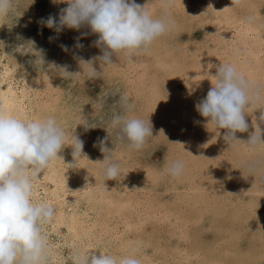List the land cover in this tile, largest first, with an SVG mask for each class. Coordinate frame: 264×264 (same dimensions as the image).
<instances>
[{
  "label": "bare ground",
  "instance_id": "obj_1",
  "mask_svg": "<svg viewBox=\"0 0 264 264\" xmlns=\"http://www.w3.org/2000/svg\"><path fill=\"white\" fill-rule=\"evenodd\" d=\"M135 2L147 4L154 16L162 12L158 0ZM33 5L23 12L14 3L0 17V46H11L0 53V107L27 120L54 117L69 136L84 141L76 162L65 145L33 182V199L55 209L42 227L50 264H72L75 249L118 259L135 249L140 264H264V172L251 176L241 165L264 152V145L257 153L230 147L225 130L207 125L195 108L220 64H234L264 87V0H245L239 7L232 0H176L170 9L174 30L135 63L116 56L113 65L94 62L100 83L93 91L74 54L85 60L100 55L93 44L97 35L86 27L44 31L41 18L58 17L67 4L48 0L43 12ZM191 25L200 27L201 39L186 31ZM16 35L27 37L12 42ZM78 37L82 49L74 47ZM53 64L67 65L75 75L64 77ZM122 98L131 115L152 125L156 139L142 151L120 147L108 126L114 115L125 113ZM261 108L264 102L246 114L249 131L237 133L239 138L255 131ZM98 137H107L120 164L115 180L103 179L105 155L94 147ZM176 159L184 162L183 175L162 177L160 171Z\"/></svg>",
  "mask_w": 264,
  "mask_h": 264
},
{
  "label": "clouds",
  "instance_id": "obj_2",
  "mask_svg": "<svg viewBox=\"0 0 264 264\" xmlns=\"http://www.w3.org/2000/svg\"><path fill=\"white\" fill-rule=\"evenodd\" d=\"M63 2L67 7L60 9L58 17L49 15L41 18L39 23L56 33L65 28L79 31L86 27L91 34L97 35L93 44L100 49V55L85 60L74 54L81 65V74L89 78L99 74L93 66L94 62H99L101 66L113 65L112 58L116 56L135 63L138 56L147 53L156 40L170 34L175 27L170 9L175 6L176 0H158L162 9L159 16H154L147 4L142 6L135 0ZM244 2L232 0V7L242 6ZM13 4L14 0H0V17L7 16ZM250 20L249 17L246 22ZM90 33L83 32L81 35ZM79 39L74 47L82 49L84 45L79 43ZM61 47L69 51L68 46ZM53 66L58 67L64 77L75 75L68 71L67 65ZM212 77L214 83L211 82L212 87L206 97L196 103V110L207 119V125L225 130L223 140L230 147L243 146L257 153L264 145V111L260 112L259 123L253 125L255 131L247 140L239 138L237 133L249 131L246 114L254 105L264 102V87L254 85L231 63L220 64ZM122 103L125 113L114 115L108 125L114 132L115 143L129 152L142 151L151 140L156 139L152 134V125L149 119L130 114L131 107L126 98H122ZM83 123L92 127L86 121ZM106 141L107 137H98L94 147L105 155L100 163L103 164V179L108 181L118 178L121 172L120 164L113 160L112 149ZM65 145L73 148L76 162L82 156L84 141L76 135L69 136L54 117L27 120L11 116L0 107V264H50L48 238L42 227L50 223L55 209L46 202L33 199V182L59 157L58 153ZM241 165L251 176L264 172V152L242 161ZM184 168V162L176 159L166 164L160 175L177 179L183 175ZM260 179L264 182V175ZM135 252L133 249L132 254L118 259L107 253L97 256L75 249L69 259L72 264H140Z\"/></svg>",
  "mask_w": 264,
  "mask_h": 264
},
{
  "label": "rangeland",
  "instance_id": "obj_3",
  "mask_svg": "<svg viewBox=\"0 0 264 264\" xmlns=\"http://www.w3.org/2000/svg\"><path fill=\"white\" fill-rule=\"evenodd\" d=\"M15 5L18 7V8H20L21 9V11H25V9H26V7L27 6H29L30 4H34L33 6H34V8L36 9V10H41V12H43L46 8H48V0H32V3H29V1L28 0H16L15 2ZM10 12H12V9H11V11ZM15 19V17L13 16V20ZM13 23L12 22H10L9 24H7V22L4 24V25H6V27H8L9 25H12ZM8 25V26H7ZM43 30L45 31V30H47V27L46 26H44L43 27ZM186 31H188L189 33H190V36L192 37V38H194L195 40H199V39H201V35H202V30L200 29V27L199 26H195V25H191V27H190V29L188 30V29H186ZM24 34H26V33H24ZM27 35V34H26ZM22 37H27V36H18V35H16V36H13L12 37V42H15V41H22L23 39H22ZM11 46H8V45H1L0 46V53L1 52H3V51H5L7 48H10ZM25 59V58H24ZM23 63H25V61L23 60ZM27 63L28 64H30L29 62H26L25 64L27 65ZM23 67H24V65H23ZM99 83H100V80H99V78H96V77H94V78H89L88 80H86V82H85V85L87 86V89L88 90H90V91H93V90H95L96 89V87L99 85Z\"/></svg>",
  "mask_w": 264,
  "mask_h": 264
}]
</instances>
